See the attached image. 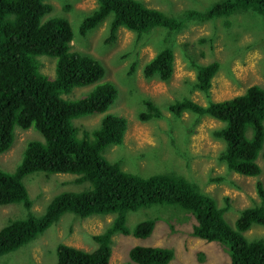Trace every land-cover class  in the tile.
<instances>
[{"label": "trees", "instance_id": "1", "mask_svg": "<svg viewBox=\"0 0 264 264\" xmlns=\"http://www.w3.org/2000/svg\"><path fill=\"white\" fill-rule=\"evenodd\" d=\"M237 9L256 11L264 20V0H220L202 11L185 10L180 16L148 7L141 0H96L95 6L85 12L88 14L78 31L85 35L107 18L104 44L115 40L119 27L134 32L137 39L145 42L148 38L144 32L154 26L162 25L176 32L184 28L187 20L203 22L228 16ZM71 10V1L64 2L58 10L48 0H0V153L11 147L16 127L31 129L38 135L23 143L19 160L11 170L0 167V205L22 204V212L16 216L22 218L0 228V255L35 239L64 213L81 218L112 213L107 226L91 235L96 243L94 248L85 250L62 242L55 248L54 264H108L114 233L142 238L154 227V219H144L129 227L126 213L164 203L190 211L195 222L189 234L223 245L229 264H264V236L247 238L243 234L254 224L264 227V186L260 179L255 181L257 200L240 209L233 225H229L224 219L230 205L228 196L218 206L190 176L174 171L142 176L122 168L123 156L111 158L106 154L111 146H123L127 121L106 112L117 90L113 83L101 81L104 76L101 61L72 48L74 31L70 18L64 15ZM171 47H160L143 64L145 78L171 77L174 56ZM41 57L54 58L51 77L40 71ZM136 61H132L128 74L134 72ZM190 63L195 68L192 87L209 97L211 79L219 63H196L194 57ZM89 84L93 88L83 96L72 99L68 95L73 87ZM141 102L146 109L137 114L139 120L164 116L150 98L144 97ZM166 109L174 118L187 111L195 116V122L204 115L223 122L211 130L224 144L217 160L227 172L259 175L257 157L264 143L263 87L252 84L240 94L220 101L209 100L205 105L182 97L169 103ZM93 112L104 113L97 127L87 128L78 120L73 121ZM192 129L187 126L181 136L186 143ZM169 135L174 145L175 137L170 132ZM34 172H44L46 176L70 173L74 175L72 182L80 185L73 189L77 191L54 194L40 212L34 211L23 181ZM219 179L220 176L209 178ZM173 255V249L167 246L133 245L128 250L129 259L138 264H167Z\"/></svg>", "mask_w": 264, "mask_h": 264}, {"label": "rangeland", "instance_id": "2", "mask_svg": "<svg viewBox=\"0 0 264 264\" xmlns=\"http://www.w3.org/2000/svg\"><path fill=\"white\" fill-rule=\"evenodd\" d=\"M61 10L64 2L71 1L73 10L65 11L70 18L74 38L72 48L99 59L104 66L101 81H109L116 87L114 102L106 112L120 115L127 121L123 136V146H111L106 154L111 158L123 156L125 169L142 176L164 172H177L190 176L202 191L211 195L218 206L223 197L228 196L230 205L224 212V219L233 225L239 210L253 205L257 200L255 181L260 179L264 186V143L257 163L261 172L256 177L227 172L216 155L223 142L212 135L211 130L222 123L208 115L195 122L191 112L184 111L174 118L166 106L175 99L187 97L205 105L209 100L220 101L242 93L252 84L264 88V20L263 16L250 9H237L228 16H219L203 22L186 21L184 28L169 31L166 27L154 26L143 35L148 40L137 39L134 32L119 27L116 38L104 44L107 27L104 19L85 35L79 33V24L85 13L94 7L96 0H48ZM146 6L157 8L171 16H180L185 10L202 11L220 0H141ZM110 18V17H109ZM230 22L226 26L223 22ZM200 38H204L200 41ZM185 43H188L185 46ZM171 45L173 51V71L168 80L157 77L145 78L143 64L162 46ZM217 61L219 68L211 79L209 97L192 87L195 68L190 63ZM54 58L41 57L40 71L49 77L53 75ZM136 59L135 69L128 74L132 61ZM92 84L73 87L68 94L72 99L90 91ZM144 97L156 105L164 116L141 121L137 114L146 109L141 102ZM104 113L93 112L74 118L87 128H94ZM193 128L187 143L181 136L186 127ZM169 132L175 137L171 143ZM37 138L31 129H15V139L11 147L0 153V167L11 170L19 160V151L29 138ZM144 152V155H139ZM73 174L55 173L48 176L44 172L27 174L23 181L29 197L33 200L32 210L41 211L54 194L78 188L72 182ZM210 176L221 179L210 181ZM22 212L21 203L0 205V228L17 218ZM70 212L64 213L57 222L44 230L35 239L22 244L17 249L0 255V264H54L55 248L59 242L81 249L90 250L96 243L91 235L102 231L111 221L113 214H96L79 217ZM154 219L155 224L146 237L116 232L111 237V255L108 264H138L129 259L128 250L133 245L167 246L174 255L167 264H229V255L218 242L205 241L191 236L189 230L195 222L190 211L175 204L157 203L126 213V225L134 226L138 221ZM247 238L264 236V227L252 225L243 233Z\"/></svg>", "mask_w": 264, "mask_h": 264}]
</instances>
